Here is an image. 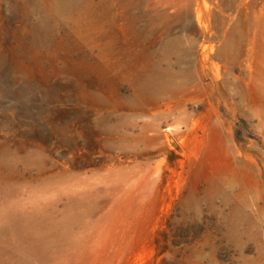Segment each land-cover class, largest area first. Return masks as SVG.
Masks as SVG:
<instances>
[{
    "label": "rangeland",
    "instance_id": "1",
    "mask_svg": "<svg viewBox=\"0 0 264 264\" xmlns=\"http://www.w3.org/2000/svg\"><path fill=\"white\" fill-rule=\"evenodd\" d=\"M68 1L0 0V264H264V0Z\"/></svg>",
    "mask_w": 264,
    "mask_h": 264
},
{
    "label": "bare ground",
    "instance_id": "2",
    "mask_svg": "<svg viewBox=\"0 0 264 264\" xmlns=\"http://www.w3.org/2000/svg\"><path fill=\"white\" fill-rule=\"evenodd\" d=\"M67 6L71 9H74V10H77L78 12H81V13H87V10L85 11L84 10V7H85V1L84 0H69L67 2ZM86 4H87V1H86ZM87 7V6H86ZM92 7V6H90ZM87 9V8H86ZM98 9V8H97ZM96 9V10H97ZM50 9H46V11L48 12ZM94 10V9H93ZM95 10V11H96ZM90 11V10H89ZM94 11V12H95ZM99 11V10H98ZM48 14L47 13L44 17H42L41 21L39 22L38 25H36L34 27V31L37 32V38L40 37L39 33H42L44 27H46V21H47V17H48Z\"/></svg>",
    "mask_w": 264,
    "mask_h": 264
}]
</instances>
